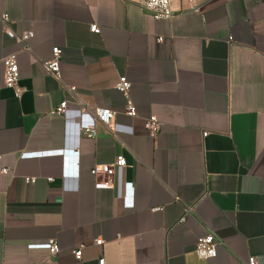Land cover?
<instances>
[{
	"label": "crops",
	"instance_id": "obj_1",
	"mask_svg": "<svg viewBox=\"0 0 264 264\" xmlns=\"http://www.w3.org/2000/svg\"><path fill=\"white\" fill-rule=\"evenodd\" d=\"M139 4L0 0V264H264V0L174 1L158 20ZM52 47L59 79L41 64ZM13 52L18 95L3 84ZM89 106L114 112L112 131L78 135ZM120 154L110 183L90 174ZM206 234L220 241L212 258L194 252ZM49 239L58 252L29 247Z\"/></svg>",
	"mask_w": 264,
	"mask_h": 264
},
{
	"label": "built area",
	"instance_id": "obj_2",
	"mask_svg": "<svg viewBox=\"0 0 264 264\" xmlns=\"http://www.w3.org/2000/svg\"><path fill=\"white\" fill-rule=\"evenodd\" d=\"M174 1H185L189 5L188 10L198 11L199 3L201 0H140V8L150 15L153 19H167L171 17L174 11L171 8V3ZM0 19L2 22L8 20V15L6 13H2L0 15ZM89 30L91 32L97 33L99 32V28L95 23H92L89 26ZM5 35L8 38L16 39L20 42H25L29 37L32 36V31H25L19 35H16L9 28L5 29ZM2 69H3V84L6 88L13 90L15 95L20 93V88L18 87L19 80V70L17 65V56L16 53H10L4 56L1 59ZM43 69L52 75L55 79H59L60 77V49L58 47L51 48V54L48 59L41 61ZM130 81L124 75H119L117 82L115 83V89L118 91L125 93L130 88ZM69 89L71 91L75 90L74 86H70ZM67 107V101L62 100L55 107L54 111L58 114H65ZM90 109V117L91 122L88 125L80 126L77 125L78 135H82L88 138H93L96 134V128L98 125H102L106 127L108 130H113V120H114V112L108 108L104 107H86ZM125 113L127 116H133L135 114V109L132 104H128L125 109ZM67 125L68 122L65 121ZM145 128L147 130V134L151 137H155L156 134L160 130V121L157 119L155 115H150L145 121ZM202 135H206V132H203ZM56 154H63V149L59 151H40V152H30V153H22L23 157H48L54 156ZM126 166V160L122 154L116 155L112 161L109 163H103L99 165H95L90 169V174L93 176H102L105 179V183L111 182V176L115 172V170L121 169ZM9 171L8 168L2 167L0 168V173H7ZM65 176L66 173H64ZM64 176V177H65ZM52 177H47V180H51ZM25 180L27 182H33L35 177H26ZM130 200L133 199V191L130 192ZM127 199V197H126ZM129 199V198H128ZM129 201V200H128ZM189 207L186 208L185 214L179 218V221H183L185 219L186 213L189 212ZM102 242L101 239H95L94 244L100 245ZM220 244L219 239L215 238L211 234H206L197 239L194 247L195 254L200 258H212L215 257L217 253V246ZM29 247H39L45 248L48 250L50 254H54L58 252V245L53 240L49 239L43 243H35L30 244ZM75 258L79 259L81 255L80 248H77L73 251ZM103 260L99 259L98 264H102ZM248 264H257L253 258L248 260Z\"/></svg>",
	"mask_w": 264,
	"mask_h": 264
},
{
	"label": "water",
	"instance_id": "obj_3",
	"mask_svg": "<svg viewBox=\"0 0 264 264\" xmlns=\"http://www.w3.org/2000/svg\"><path fill=\"white\" fill-rule=\"evenodd\" d=\"M55 156V155H54Z\"/></svg>",
	"mask_w": 264,
	"mask_h": 264
}]
</instances>
